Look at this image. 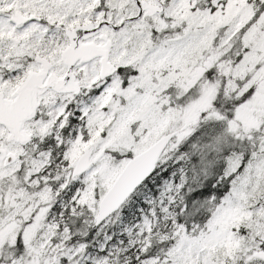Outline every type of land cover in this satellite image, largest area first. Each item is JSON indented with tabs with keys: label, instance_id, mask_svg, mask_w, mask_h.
<instances>
[{
	"label": "snow or ice",
	"instance_id": "snow-or-ice-1",
	"mask_svg": "<svg viewBox=\"0 0 264 264\" xmlns=\"http://www.w3.org/2000/svg\"><path fill=\"white\" fill-rule=\"evenodd\" d=\"M0 264H264V0H0Z\"/></svg>",
	"mask_w": 264,
	"mask_h": 264
}]
</instances>
